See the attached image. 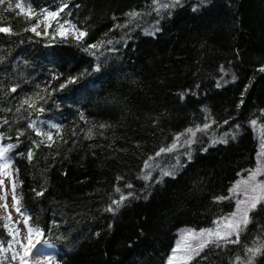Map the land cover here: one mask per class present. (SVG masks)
<instances>
[{
    "label": "trees",
    "instance_id": "1",
    "mask_svg": "<svg viewBox=\"0 0 264 264\" xmlns=\"http://www.w3.org/2000/svg\"><path fill=\"white\" fill-rule=\"evenodd\" d=\"M18 1L33 12L49 7L48 0ZM140 1L87 0L92 8L86 7L84 13L94 24L95 33L127 40V34L110 30L105 35V30L110 28V16L134 8ZM194 1L198 2L177 5L176 16L170 20L173 24L165 30L162 26L154 39L139 40L123 53L111 81L92 88V96L96 97L74 102L60 99L75 108L65 114L72 116L70 120L64 119L74 131L67 132L58 147L41 153L35 180L37 184L49 183L55 196L61 192L65 198L71 197L68 203L73 215L85 208L86 217L81 219L69 215L67 209L63 211L66 218L71 216V223L75 221L67 229L79 230L78 238L83 231L89 236L87 243L66 261H61L60 247L53 242L58 264H158L174 230L191 223L199 225L222 211L223 200L217 197L225 196V184L242 167L254 164L248 124L258 119L264 109V71L260 70L264 67V0ZM196 3L200 6L193 11ZM207 3L210 4L200 8ZM61 51L63 55L69 52L67 48H60ZM71 56H75L69 60L72 63L65 57L58 58V62L62 59V72L67 76L80 72L87 75L89 71L76 60L79 56ZM218 66H229L231 79L221 88L217 86L205 93L203 79ZM80 83L79 78L63 91L70 92ZM193 94L197 97L190 100L188 96ZM239 95L243 96V103ZM45 103L43 106L50 110L52 103ZM1 105L6 115L23 110L18 102L4 101ZM200 107H207L209 114L197 127L210 125L206 138L211 147L191 159L187 171L185 168L173 180L166 181L163 192H155L132 212L123 214L122 224L113 225L103 217L100 228L93 227L89 219L99 220L105 207L103 201H95L99 192L110 190L117 180L139 177L144 161L154 156L148 153L166 147L178 134L185 133L190 116ZM231 113H239L241 119L231 122ZM217 131L224 133L222 140L226 143L213 144ZM129 185L130 191L142 190L140 183ZM83 193H87L84 198ZM42 196L46 199L50 195L45 192ZM72 197L79 198L71 200ZM59 202L49 201L43 209L51 213L61 208ZM262 209L264 202L250 213L252 223L240 236L243 245L254 238L264 242ZM76 222L80 224L75 226ZM72 233L77 242V232ZM226 245H209L186 264H238L240 249H234L236 255L231 257L228 253L234 246ZM255 264H264V253L255 257Z\"/></svg>",
    "mask_w": 264,
    "mask_h": 264
},
{
    "label": "rangeland",
    "instance_id": "2",
    "mask_svg": "<svg viewBox=\"0 0 264 264\" xmlns=\"http://www.w3.org/2000/svg\"><path fill=\"white\" fill-rule=\"evenodd\" d=\"M190 1L198 2L194 0H181L180 4L189 6ZM48 2L49 7L36 12L32 11V13H41L44 10L58 11L65 4L67 7L63 12L59 13L56 20L52 21V26L47 28V32V22L44 17L33 15L29 18L26 15L28 10L23 7L20 9L15 7L19 3L18 0H4V3L0 4V26H10L14 33L12 35L0 33V148L7 147L9 144L14 145L6 153V156L10 160V167L6 170L7 175L0 173V181L3 182L0 184V196L4 197L6 195V200H2L0 204H7L6 211L0 208V245L7 248L8 241L13 240L14 235L22 243H27L25 239L27 236V226L24 223V217L17 213L14 207L15 202L13 200L12 185L15 183V194L19 200V206L22 212L30 217V225L33 227L38 226L44 230V239H47L51 245L50 247H40V255L35 258L37 264H46V258L49 256L52 257V264H58L55 257L56 247L52 244L53 242L60 247V252L63 255L61 261H66L68 258L70 260L78 252L79 247L87 243L89 236L88 234L85 235L83 231L82 237L78 238L80 236L79 230L67 229L75 224V221L72 223L70 221L73 213L68 202L71 197L65 198V195L61 194V192H57L58 196H55L51 192L52 188L49 183L37 184L35 180L34 172L38 171L41 166V153H44L45 149L52 150L58 147L66 137V133L70 130V132L74 131V128L69 129L67 127L68 123L64 119L70 120L72 116H66L65 114H68L71 110L74 112L75 108L71 105L70 108L67 104L61 103L60 99L64 98L63 100L71 102L76 101L78 98L81 101H86V98L90 100L94 91L92 89L93 87L111 81L113 78L112 71L119 64L122 54L128 52V49L139 40L143 41L146 38L154 39V35L161 31L162 26H164V30L169 25L171 26L173 22L170 20L176 16L175 12L178 11V7L175 6L167 9L160 8L159 12H157L156 9L159 5L154 4L153 0H141L134 8L110 16V28L105 30V35L107 31L116 30L128 36L127 40H114L111 37L104 36L102 33H95L94 24L89 21V15L84 13L86 7L92 8L87 0H48ZM170 2L171 0H160V3ZM210 3L203 4L200 8L206 7ZM9 4H11V8L8 7ZM214 5H219V2H215ZM198 6L200 5L196 3L194 8ZM80 10L82 11L80 12ZM130 12H138L140 15L130 17L128 15ZM37 20L40 21V25L36 31L40 32L41 35L37 36L35 32L25 31V28H30L36 24ZM65 20L68 23L64 24V27L57 31L58 23L63 24ZM78 30L85 31L87 35L78 40L76 38ZM109 40L112 41L111 44L107 43ZM101 41L104 42L101 47L85 51V48H88L89 45L98 44ZM60 48H67L69 52L63 55L62 51L60 52ZM71 55L79 56L76 60L78 59V63L89 71L87 75H82L80 72L76 75L67 76L62 72L61 65L59 64L62 59L58 62V58L65 57L68 63H72L73 61L69 60L75 59V56ZM229 68V66H218L214 73L207 76L206 79H203L205 85L202 91L207 93L212 88L216 89L217 86L221 88L227 84L232 74V70ZM79 78L81 80L80 86L76 85L70 89V92L68 89L66 92L63 91L67 86H73V83L79 80ZM223 79H225L224 82ZM81 87H85V90ZM12 88H16V91L12 92ZM92 97H96V95ZM194 97H197L196 94L188 96L190 100L196 99ZM238 98L243 103V96L239 95ZM26 99L30 101L32 106L29 104L24 105L23 102ZM4 101L18 102L23 107V110H20L19 113L13 111L6 115L1 105ZM45 102H48L49 105L52 103L50 110L43 106L46 104ZM81 103L85 104L86 102ZM41 108L44 109L43 112L39 111ZM63 109L66 110V113L62 112ZM261 110L257 117L258 119H255L256 124L253 125L251 123L252 121L248 124L251 129L250 142L255 150L254 164L249 167H242L240 172L232 176V179L225 184L224 197L230 196L229 189L234 183L239 179L246 178L248 171L254 170L257 165L258 154L261 152V144L264 142V109ZM51 112L56 113L58 117L53 116ZM208 114L207 107H200L198 110L195 109L190 116L189 122L186 124V130L189 128L195 130L200 122H204ZM82 117L84 119V115ZM228 118H232L231 122L234 121L237 123L241 119V116L239 113H231ZM30 125H34V127ZM53 125H57L58 127H53ZM37 131L51 133L53 140L49 141L45 136L37 135ZM206 131L196 132L195 137L185 135L178 142L177 148L171 153L161 154L159 157L155 156L159 150L148 153L154 154L152 157L155 159L151 161L153 168L146 169L144 167L147 159L142 164L139 177L129 179V181L117 180L118 182H114L110 190L100 191L95 201H103L102 203L104 204L102 205L105 206L104 211L101 210L99 213L101 214L99 215V220L97 218L89 219L88 222L92 223L93 227L100 228L102 223L100 219L107 217L105 219L111 221L113 225L115 223L122 224L121 218L123 214L132 212L138 204L144 203L155 192H163V186L166 181L173 180L178 175L177 173L184 171L185 168L187 171L188 162L191 159L194 160L195 156L200 154V152L211 147V143L207 142ZM223 137H226L224 133L216 132V141H221ZM189 138L195 141L191 144V147L184 143ZM169 142L166 147L171 146L174 140ZM49 144L52 146L49 147ZM29 152L33 153L31 160L28 158ZM188 153H191L190 159L187 155ZM2 163L4 161L0 160V164ZM161 170L170 171L172 175L162 176ZM146 174L150 176L149 179H144ZM107 178L105 177V180ZM257 179L264 180V175H261ZM130 183L136 186L140 183L142 190H128L127 185ZM117 188L120 189V192L116 191ZM39 192H47L50 196L45 199L42 195H37ZM74 194L72 193V195ZM86 194L83 193V198ZM121 194L128 196V199L123 202L117 211H106L112 205V201L119 199ZM78 198L72 197L71 200H78ZM244 198L243 194H240L231 200H223V203H220L222 211L218 210L216 215L209 217L204 223L199 225H192L191 223L187 224L186 227H177L174 230L173 237L169 240V246L164 252L163 259L158 264H167L168 258L177 243L180 242L181 234L184 230L194 229L199 231L200 229L215 228V221L228 216L235 210V200ZM49 201H58V205L61 208L51 213L46 212L43 206ZM64 209L70 211L69 215L71 216L69 218H66ZM83 210L81 208V212L73 215V217L85 218L86 215L85 213L83 214ZM8 215L11 216V220L6 219ZM5 224H7V227L4 226ZM78 224L80 223L78 222L75 226ZM16 229H19L18 235H16ZM10 230L12 231L11 235L9 234ZM72 232H77V242L72 238ZM232 239H235V237L233 236ZM242 240L240 237V241ZM185 242L193 246L198 243L197 240L191 238H188ZM261 242L263 241L254 238L251 241H247L246 244L244 243V245L240 242L239 244H227L226 246H234L228 253L231 257L236 255V250L234 249H240L241 257L246 260V248L255 247ZM244 249L245 251H243ZM12 250H20L19 245L13 242ZM262 253H264V250H262ZM177 255L182 256L184 253L181 251ZM187 262V260L177 259L175 264H186ZM0 264H19V260H11V251L2 252L0 253Z\"/></svg>",
    "mask_w": 264,
    "mask_h": 264
},
{
    "label": "snow or ice",
    "instance_id": "3",
    "mask_svg": "<svg viewBox=\"0 0 264 264\" xmlns=\"http://www.w3.org/2000/svg\"><path fill=\"white\" fill-rule=\"evenodd\" d=\"M4 0H0V4H3ZM154 4L159 5V7L156 9L157 12H159L160 8H170L175 7L181 3V0H171L170 3H160V0H153ZM11 8V4L8 6ZM16 8L20 9L22 8L21 4L17 3L15 5ZM67 7V5H63L59 8L58 11H47L44 10L41 13H32L31 9H29L26 13V15L31 18L33 15L37 16H43L46 23V32L47 28L52 26V21L56 20L59 16L60 12H63L64 9ZM193 11H196V8H193ZM130 17H136L139 16L140 13L138 12H130L128 13ZM68 21H64L63 24L58 23L57 31L62 29L64 27V24H67ZM40 21L37 20L36 24L32 25L30 28H25V31H32L35 32L37 36L41 35L40 32L36 31V29L39 27ZM74 27V26H73ZM0 33H6L9 35L14 34L12 31V28L10 26L8 27H2L0 26ZM87 33L85 31H79L77 39H82L85 37ZM103 41L99 42L98 44H91L88 46V48H85V51H89L90 49H97L103 45ZM108 44H111L112 41H107ZM261 71H264V67L260 69ZM63 87V86H62ZM12 92L16 91V88L11 89ZM24 104H30L29 100H24ZM39 111L43 112L44 109L41 108ZM253 125L256 124V121L253 120L251 122ZM34 127V125H30ZM53 127H58L57 125H53ZM101 128L104 127V125L100 126ZM210 125L205 124L203 128L197 127L195 130L192 128H189L186 130L185 133L178 134L174 138V142L169 147H162L159 149V151L155 154L156 157H159L161 154L165 153H171L173 152L178 145V142L181 139V136L189 135L190 137H195L196 132L198 131H204L207 128H209ZM37 135H43L46 137L47 140L52 141L53 136L51 133H42L37 131ZM91 137V133H89V138ZM194 139H186L184 143L191 147V144L194 143ZM218 141L213 140V144L217 143ZM221 143H226V141L221 140L219 141ZM49 147L52 145L49 144ZM14 145L9 144L7 147L0 148V160H3L4 163L0 164V173H3L7 175V169L10 167V160L6 156V153H8ZM189 159L191 158V153L187 154ZM33 156L32 152L28 153V158L31 160ZM154 157H149L147 161L144 163V167L146 169L153 168V164L151 163L152 160H154ZM162 176H168L172 175L170 171L161 170ZM261 175H264V142L261 144V152L258 154L257 158V165L254 170H249L247 173L246 178H242L237 180L234 185L229 189L231 195L227 197H217V200H225V199H233L234 197L243 194L245 197L244 199H236L235 200V210L231 212L228 216L220 218V220L215 221L214 224L216 225L215 228H206V229H200L199 231H196L194 229H186L181 234L180 242L177 243L176 247L173 249L172 254L169 256L167 264H175L177 259L181 260H187L191 261L195 256H199V254L209 245H215L216 247H221L223 244H239L240 236L242 233L246 232L248 225L252 223V218L250 217V213H252L254 210L257 209V206L264 202V180H258L257 178ZM150 176L146 174L144 176V179H149ZM3 182L0 181V184ZM127 187H131V185H127ZM15 188L16 185L13 183L12 185V192H13V200H14V207L17 213L22 215L24 217V223L27 226V236L25 239L27 240V243H22L19 239H16V236H13V240L8 241V247L4 248L2 245H0V253L2 252H8L11 251V260L16 261L19 260V264H37L36 257L40 255V247L41 246H51L49 244V241L47 239H44L45 232L42 228L36 226L33 227L29 224L30 217L26 216L24 212H22L21 207L19 206V200L16 197L15 194ZM117 192H120V189H116ZM37 195H43L42 192L37 193ZM131 195V194H129ZM0 199L6 200V195L4 197H0ZM128 199V196L121 194L119 199L113 200L112 205H110L106 211L109 212H115L119 209V207L123 204V202ZM0 208L7 210V204H0ZM264 210V209H262ZM6 219L11 220V216L8 215ZM19 223V221H17ZM7 227V224L4 225ZM9 234H12V231H9ZM19 234V229H16V235ZM235 237V239H232V237ZM195 239L198 241L196 245H192L190 243H186L185 241L188 239ZM13 242L19 245L20 250H12ZM262 250H264V242H261L255 247H248L246 248V255L247 259L245 260L241 256L236 257V261L238 264H254L255 257L262 254ZM183 251L184 255L178 256L177 254L179 252ZM7 259V257H5ZM46 264H52V257L46 258Z\"/></svg>",
    "mask_w": 264,
    "mask_h": 264
}]
</instances>
